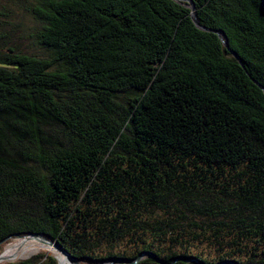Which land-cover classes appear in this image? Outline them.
Wrapping results in <instances>:
<instances>
[{"label":"trees","instance_id":"16d2710c","mask_svg":"<svg viewBox=\"0 0 264 264\" xmlns=\"http://www.w3.org/2000/svg\"><path fill=\"white\" fill-rule=\"evenodd\" d=\"M190 1L0 0V252L264 264V0Z\"/></svg>","mask_w":264,"mask_h":264},{"label":"water","instance_id":"95a60500","mask_svg":"<svg viewBox=\"0 0 264 264\" xmlns=\"http://www.w3.org/2000/svg\"><path fill=\"white\" fill-rule=\"evenodd\" d=\"M191 9H192V18H193L195 24L197 26H199L201 29L210 30L209 28H206V27L200 25L199 18H198V14H197V11H196V7H195V5L193 3L191 5ZM259 86L264 90V87L262 85L259 84ZM22 238L34 239V240L40 241L42 243L48 244L50 246H53L59 253H61V254L64 255V257L68 261V264H83V263H80L77 259H75L70 253L67 252V250H65L59 244L48 240L47 238L43 237L40 234H36V233L28 234V235H26V236H24ZM3 254H4V251L0 254V262L3 261V260H12V259L5 258ZM144 255H150L154 259L158 260L157 257H155L154 255H152L151 253H146V254L139 255L135 260L114 259V260L106 261V262H104L102 264H112V263H117V262L135 263V262H137ZM222 264H229V263H222Z\"/></svg>","mask_w":264,"mask_h":264},{"label":"rangeland","instance_id":"374dc122","mask_svg":"<svg viewBox=\"0 0 264 264\" xmlns=\"http://www.w3.org/2000/svg\"><path fill=\"white\" fill-rule=\"evenodd\" d=\"M12 14H13V13H12ZM13 19H14V21L18 24V25L16 26V29L18 30V33L15 32L14 41H16V40H17V41H20V43L22 44L23 48H25V47H27V46L30 45V43L26 41V35H27V32H28V29H27V28L31 25V22H30L29 18H27V17L22 18L21 15H16V16L13 17ZM21 238H22V237L12 239L11 242L8 243V244L5 246L4 251H5V249H6L9 245H11V244L17 242V241H18L19 239H21ZM30 240H34V239H30ZM34 242L37 243V244H40L41 247H40L39 249H37L35 252H33L32 254H30V255H26V256H24V257H20V258H15V259H12V260H3V261H1L0 263L7 262V261H16V260H21V259L29 258V257H31L32 255H34V254H36V253H38V252H40V251H50V252H53V253L57 254L58 256L63 255V254L59 253V252H58L53 246H50V245H48V244L42 243V242L37 241V240H34ZM1 253H2V252H0V254H1ZM66 261H67V260H66ZM67 263H68V261H67Z\"/></svg>","mask_w":264,"mask_h":264},{"label":"bare ground","instance_id":"6f19581e","mask_svg":"<svg viewBox=\"0 0 264 264\" xmlns=\"http://www.w3.org/2000/svg\"><path fill=\"white\" fill-rule=\"evenodd\" d=\"M41 247L40 244L28 238H21L17 242L9 245L4 251V257L8 259H15L30 255ZM64 256V255H63Z\"/></svg>","mask_w":264,"mask_h":264}]
</instances>
